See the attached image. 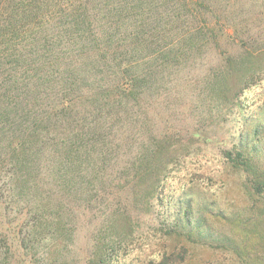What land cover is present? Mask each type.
I'll list each match as a JSON object with an SVG mask.
<instances>
[{
    "label": "rangeland",
    "instance_id": "rangeland-1",
    "mask_svg": "<svg viewBox=\"0 0 264 264\" xmlns=\"http://www.w3.org/2000/svg\"><path fill=\"white\" fill-rule=\"evenodd\" d=\"M244 1L254 7L234 5L228 24L214 23L220 38L197 37L185 63L142 58L153 94L133 109L132 124L101 129L107 153L92 159L100 174L76 188L75 201L45 169L31 188L8 163L0 175V264H241L236 244L258 249L251 173L225 158L246 150L264 171V0ZM133 162L161 172L149 203L136 201L127 182Z\"/></svg>",
    "mask_w": 264,
    "mask_h": 264
},
{
    "label": "trees",
    "instance_id": "trees-1",
    "mask_svg": "<svg viewBox=\"0 0 264 264\" xmlns=\"http://www.w3.org/2000/svg\"><path fill=\"white\" fill-rule=\"evenodd\" d=\"M234 5L254 7L244 0H0V175L10 162L18 181L32 188L45 169L75 201L76 188L91 172L100 174L92 159L107 153L101 129L132 124L133 109L153 94L154 78L142 73V58L185 63L197 37L220 38L215 24H228ZM226 59L228 73H235L236 59ZM236 80L239 88L243 79ZM231 93L224 92L227 101L235 98ZM20 114L29 122L24 116L15 127ZM225 158L251 173L250 211L257 222L251 236L258 249L236 244L235 254L241 264H264V171L246 150L227 151ZM135 162L127 182L136 201L149 203L161 172Z\"/></svg>",
    "mask_w": 264,
    "mask_h": 264
}]
</instances>
